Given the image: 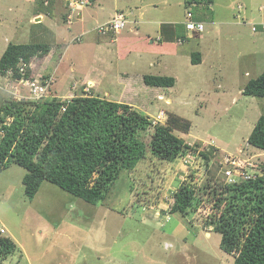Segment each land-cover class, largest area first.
<instances>
[{
    "label": "rangeland",
    "instance_id": "rangeland-1",
    "mask_svg": "<svg viewBox=\"0 0 264 264\" xmlns=\"http://www.w3.org/2000/svg\"><path fill=\"white\" fill-rule=\"evenodd\" d=\"M39 1L0 0V56L8 43L51 46L54 38L64 36L63 29L68 39L83 40H72L62 60L66 38L49 56L32 58L29 81L0 74L1 99H31L29 83L51 78L47 98L68 100L87 93L127 103L151 122L161 110L165 118L176 114L190 126L187 132L173 129V133L196 150H187L172 161L162 160L149 148L152 129L142 132L146 155L131 170L122 171L105 199L96 204L46 180L28 200L22 184L26 171L10 164L0 172V228H4L0 235L11 237L17 248L2 263L233 264V256L220 248V234L205 223L206 204L215 201L221 183L228 179L223 165L227 156L236 161L249 157L264 165V152L247 142L257 118L264 114V98L242 93L245 83L264 71V30L255 28V23H264V0H212L209 5L207 0H87L85 8L93 5L96 11L89 15L92 20L68 25L54 15L34 26L30 22L33 10H48ZM142 9L145 18L176 19L174 26L186 35L182 42H174L178 54L158 55L141 45L129 54L123 44L119 51L116 48L112 68L102 78L92 76L86 81L83 75L98 65L90 59L95 53L103 54L90 50L88 43L101 36L109 41L116 35H101L97 29L115 11H124L119 13L127 21L120 29L122 36L118 35L121 43L134 38L130 27H140L144 35L134 40L148 45L146 32H150L153 43L160 42L153 33L156 26L130 23ZM187 12L191 20L203 23L202 31L185 29ZM83 31L88 32L82 36ZM195 51H200L202 61L193 64L190 56ZM68 70L73 76H67ZM145 74L172 76L175 83L152 87L144 83ZM183 183L196 190L194 208L185 217L170 213L172 193Z\"/></svg>",
    "mask_w": 264,
    "mask_h": 264
},
{
    "label": "trees",
    "instance_id": "trees-1",
    "mask_svg": "<svg viewBox=\"0 0 264 264\" xmlns=\"http://www.w3.org/2000/svg\"><path fill=\"white\" fill-rule=\"evenodd\" d=\"M211 1L207 0L206 4ZM40 5L49 7L41 1ZM258 27L262 28V24H255ZM185 37L179 30L168 41L150 43L151 39L147 38L148 45L134 37L126 44L118 40L116 48L119 51L124 44L129 53L138 51L141 45L158 55L175 54L174 42ZM49 50L46 43H8L0 56V74L31 80V59L42 57ZM190 61L201 62L200 52H192ZM143 81L152 87H171L175 78L145 74ZM242 93L264 98V71L250 78ZM189 126L188 120L171 113L165 123L152 124L148 115L127 103L86 93L68 100L3 98L0 100V172L12 163L22 166L26 171L22 177L23 191L28 200L46 180L96 204L105 199L122 171L131 170L146 155L142 132L152 129L151 153L172 161L187 150H196L173 133V129L187 132ZM247 142L264 152V114L257 118ZM199 153L208 159L205 152ZM260 168L261 173L255 178L221 183L215 201L206 204L205 223L220 234V248L233 256V264H264V165ZM195 197L196 190L190 183L180 184L172 193L170 213L187 216L189 209L194 208ZM16 248L11 237L0 235V264Z\"/></svg>",
    "mask_w": 264,
    "mask_h": 264
},
{
    "label": "crops",
    "instance_id": "crops-1",
    "mask_svg": "<svg viewBox=\"0 0 264 264\" xmlns=\"http://www.w3.org/2000/svg\"><path fill=\"white\" fill-rule=\"evenodd\" d=\"M39 3H40V1H39ZM85 6H86V4H85ZM85 6H84V4L79 5V4L76 3L75 6L73 7V9L70 10V8L68 7V4L65 1H63V0H53V1H51V4L49 5L48 10L45 13H42V12L38 11L37 8L34 9L33 13H32V16H31V19H30V22L34 26L38 25V24H43V21L45 19H53L52 17H54V15L57 16V20H58V17L60 16L63 19V21H65V23H67L68 25H70L74 21L81 22V21H85L86 19H88V20L91 19L92 20L94 18L93 15H91V16H89V15L93 14V13L95 14L96 11L94 10L93 5L90 8H85ZM152 6H155V3H153ZM86 7H89V6H86ZM137 10H139V7H137ZM92 11H94V12L92 13ZM119 12L123 13L124 11H122V10L115 11L113 15H116ZM85 17H87V18H85ZM53 21H55V20H53ZM252 21H253V19H252ZM36 23H38V24H36ZM126 23H127V21L125 22V24ZM130 23H136V24L138 23L139 25L147 24L149 26L150 25L156 26L157 29H155L153 33L154 34H158L155 39L159 38L160 42H164L165 40L168 41V40H170V38H174L175 34L179 31L177 26H174V25L177 24L176 19L164 20V19L151 18V17L145 18L143 9H142V11H140L138 13V15L134 16L133 21H130ZM253 23H254V21H253ZM255 24H258V23H255ZM57 28H58V26H56V29ZM144 29L148 30V28H144ZM91 31H93V30L91 29ZM87 32L88 31H83L81 33L82 36L85 35ZM119 32L116 33V35L114 37H112L111 34H108V35L111 36L109 41H105V39H102L103 37L105 38V36H101V38L97 37L96 39H94L93 43L92 42L88 43L90 50L92 49L95 52L101 51L103 54H101V57H98L97 53H95L96 55L94 56V58L90 59V62H93V64H98V65L96 66V68H94L92 73L88 74V72H87V73H85V76L83 75V77H84V79L86 81L89 78H91L92 76L102 78V76L106 74L105 72L109 68H112V64L114 62L115 54H116V42L119 40L118 35L122 36V34L119 33ZM131 32L133 33L132 34L133 37H142V36H144V35L140 34V27L135 28V29L130 27L129 33H131ZM29 33H30V30H29ZM63 33H64L63 37H61V35H59L57 37V38H59V40H56V38H54V40L56 42H55V44L50 46V50H49L48 54L44 55L45 57H47L50 54L54 53V48H59L60 47L59 44H61L62 42H68L67 45L62 47L63 49L61 50V56H60V59L62 60L63 56L68 53V52L66 53L67 48H68V44L72 40H77L79 38H80L79 42L83 40V37L82 38L81 37H75V38L72 37L73 39L70 40L71 37L69 36V39H68V36L66 35V33L68 35H69V33L66 32L64 29H63ZM81 34H80V36H81ZM146 34H147L146 36L148 38H150L151 33L150 32H146ZM187 37L189 38V36H187ZM65 38L68 39V40L67 41H62V40H65ZM150 39H151L150 40V43H151V41H153V39L152 38H150ZM176 42H178V41H176ZM76 43H78V42H76ZM85 43H86V39L84 40L83 43H81L80 47L84 48ZM56 45H58V47ZM176 45H178V44H176ZM176 45L174 47L175 48L174 56L177 55L178 52H179L177 47H176ZM60 59H59V61H60ZM201 61H202V59H201ZM58 64H59V62H58ZM31 68H32V65H31ZM70 70L67 71L68 72L67 76H73V73ZM95 72H96V74H95ZM71 82H73V81H71ZM80 83H85V82H80Z\"/></svg>",
    "mask_w": 264,
    "mask_h": 264
},
{
    "label": "built area",
    "instance_id": "built-area-1",
    "mask_svg": "<svg viewBox=\"0 0 264 264\" xmlns=\"http://www.w3.org/2000/svg\"><path fill=\"white\" fill-rule=\"evenodd\" d=\"M44 6H47L50 2V0H40ZM65 1L69 7L73 8L75 4H86L89 1L87 0H63ZM191 13L187 12V20L183 23L184 27L186 30L191 31V32H200L203 29V23L201 21H195L191 20ZM125 18L122 13H117L116 15L113 16V18L105 22L103 24H99L97 26L98 33L101 35H108V34H116L120 31L121 28L125 25ZM255 29V28H254ZM262 29L264 30V23L262 24ZM158 39V38H157ZM181 41V40H179ZM21 81H29L30 79H19ZM51 78H48L46 80H43L42 82H37L35 80L31 81L29 84L31 86V91L32 94H30L33 98V100H40L45 98L48 93L45 92V89L47 86H49L51 82ZM64 109V108H63ZM162 119L166 120L167 117L165 118L164 111L161 110L156 114V118L154 117L152 119L153 124L157 123H162ZM252 157V156H251ZM227 159L224 160L225 164L224 165V175L228 178L226 179V182L231 183L235 182L236 178H241V179H248V178H255L257 174L261 173V168L258 163H254L251 158L246 157L243 159H238L241 161H236L232 156H227ZM0 232H4V228H0Z\"/></svg>",
    "mask_w": 264,
    "mask_h": 264
},
{
    "label": "clouds",
    "instance_id": "clouds-1",
    "mask_svg": "<svg viewBox=\"0 0 264 264\" xmlns=\"http://www.w3.org/2000/svg\"><path fill=\"white\" fill-rule=\"evenodd\" d=\"M68 7H69V6H68ZM69 8H70V10L73 9V8H71V7H69ZM86 94H87V93H86ZM48 96H49V95H47L45 98H47ZM32 100H33V99H32ZM0 233H1V232H0Z\"/></svg>",
    "mask_w": 264,
    "mask_h": 264
}]
</instances>
